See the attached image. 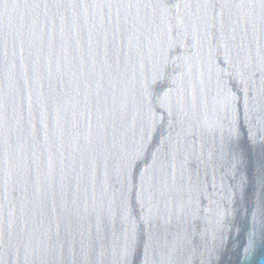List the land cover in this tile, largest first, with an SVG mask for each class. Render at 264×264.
<instances>
[{"label": "water", "instance_id": "1", "mask_svg": "<svg viewBox=\"0 0 264 264\" xmlns=\"http://www.w3.org/2000/svg\"><path fill=\"white\" fill-rule=\"evenodd\" d=\"M0 264H264V0H0Z\"/></svg>", "mask_w": 264, "mask_h": 264}]
</instances>
